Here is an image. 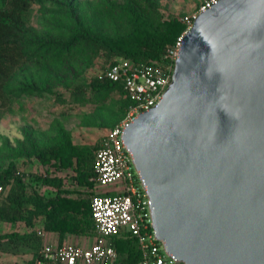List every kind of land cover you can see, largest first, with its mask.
<instances>
[{"label":"water","instance_id":"1","mask_svg":"<svg viewBox=\"0 0 264 264\" xmlns=\"http://www.w3.org/2000/svg\"><path fill=\"white\" fill-rule=\"evenodd\" d=\"M158 238L183 264H264V0H220L160 105L124 132Z\"/></svg>","mask_w":264,"mask_h":264},{"label":"trees","instance_id":"2","mask_svg":"<svg viewBox=\"0 0 264 264\" xmlns=\"http://www.w3.org/2000/svg\"><path fill=\"white\" fill-rule=\"evenodd\" d=\"M154 1L101 0L98 13L86 20L79 15L80 3L75 0H0V119L12 111L13 105L23 96L42 97L44 92L50 91L44 88L45 84L35 82L39 79L37 71L28 73L30 80L20 81L27 71L39 69L47 72L42 65L50 62L65 64L70 70L76 69L73 73L75 81L68 85L74 86L70 88L68 99L71 103H102L117 90L126 96L124 116L113 124V129L125 119L134 102L121 84L100 78L93 72L120 58L163 66L168 48L185 30L183 21L173 19L166 23L165 31H160L153 20L156 12ZM36 8L48 14L46 17L52 21L53 27L70 31L67 40L51 35L42 37L32 25ZM118 18L125 21L126 31L122 30ZM104 22L108 23L109 31H104ZM100 59L104 62L98 65ZM89 72V83H82L80 79ZM26 82L29 83L24 84ZM65 98L58 96V103L64 104ZM102 140L96 152L102 147ZM30 148L31 155L45 167H53L56 171L73 169L76 174L70 181L77 187L69 189L66 178L47 171L39 180L54 194L46 196L31 189L27 175L14 162L0 170V188L3 189L0 228L5 224H22L29 229L24 233H0V246L7 243L10 249L33 252L30 264H36L44 247L43 237L35 230L39 222L43 223L46 232L58 234L60 242L68 235L98 237L91 209V199L96 193L90 197L82 192L84 189L96 190V152L75 146L65 131H59L53 144L44 147L31 145ZM27 155L20 150L17 157ZM110 242L119 253V264H135L141 260L140 247L133 237L123 235Z\"/></svg>","mask_w":264,"mask_h":264},{"label":"built area","instance_id":"3","mask_svg":"<svg viewBox=\"0 0 264 264\" xmlns=\"http://www.w3.org/2000/svg\"><path fill=\"white\" fill-rule=\"evenodd\" d=\"M219 1L207 0L183 19L185 30L168 48L163 66L120 58L93 72L100 78L121 84L134 102L125 119L105 134L102 147L96 152L94 181L99 192L91 199V209L98 237L90 246L45 244L36 264H119V253L110 241L123 235L133 237L140 247L141 260L135 264H183L167 251L165 242L157 236L147 183L137 170L134 154L123 136L140 114L160 105L172 82L184 37L193 29L197 18ZM2 193L0 188V195ZM37 233L44 236L42 231Z\"/></svg>","mask_w":264,"mask_h":264},{"label":"rangeland","instance_id":"4","mask_svg":"<svg viewBox=\"0 0 264 264\" xmlns=\"http://www.w3.org/2000/svg\"><path fill=\"white\" fill-rule=\"evenodd\" d=\"M62 2L63 0H55ZM80 3V12L84 19L91 18L94 13H98V6L101 0H75ZM112 1V0H110ZM116 1V0H114ZM206 0H155L156 12L153 14V20L160 31H165L166 23L178 19L183 21L186 16L197 10ZM120 2V0H118ZM65 10V9H64ZM46 15L36 8L32 18V25L40 32L42 37L51 36L61 37L64 41L69 37L66 30L60 31L53 27L52 21L47 19ZM102 19V18H101ZM104 20H106L104 18ZM123 31L127 30L125 21L118 18ZM66 24V23H65ZM68 24V23H67ZM104 31L110 28L107 22L103 23ZM104 61L98 60L100 65ZM42 68L46 71L33 69L27 71L26 75L20 78V81H28L31 75L28 73L36 72L39 79L35 82L45 84L44 88L50 89L44 92L42 97L23 96L12 107V111L6 113L0 119V170L8 167L12 162L17 164L18 169L27 175L28 183L31 189L46 196H52L53 190L44 187L40 178L51 172L53 175H60L66 178L67 187L75 190V185L70 181L76 172L73 169L59 170L45 167L41 162L31 155V145L46 146L53 144L59 135V131H65L70 134L75 146L91 148L92 151L98 149L102 138L112 128L113 124L121 119L125 113L126 96L117 90L108 95L107 101L102 103H71L69 102L70 87L74 83L73 73L76 69L70 70L69 66L50 63L43 64ZM73 75V76H72ZM90 72L80 79L82 83H89ZM28 77V79H27ZM26 82L24 84H27ZM34 83V81H31ZM70 85V86H68ZM58 96H66L64 104L58 103ZM24 150L28 153L25 157H17L18 152ZM86 195L92 197L99 190L84 189ZM0 195V200H1ZM18 227L2 226L0 233L7 234L18 231ZM21 232H23L21 230ZM94 239H89L86 243L93 244ZM21 250V251H20ZM10 249L7 243L0 246V264H30L33 260V252L24 249ZM16 251V252H13Z\"/></svg>","mask_w":264,"mask_h":264},{"label":"crops","instance_id":"5","mask_svg":"<svg viewBox=\"0 0 264 264\" xmlns=\"http://www.w3.org/2000/svg\"><path fill=\"white\" fill-rule=\"evenodd\" d=\"M103 139V138H102ZM74 197H79V196H74ZM4 226V225H3ZM5 226H9V227H18L20 228L18 230V232H21V230L24 232L29 231V229H27L24 225L22 224H5ZM37 232L38 231H42L44 233L43 236V243L45 244H50L53 247L56 246H60L64 243H73V244H80V245H86V246H90L91 244L86 243L89 239H94L95 237H80V236H74V235H68L65 240L63 242H60V238L59 235L56 233H48L43 229V223L39 222L36 224V229ZM17 231V230H16Z\"/></svg>","mask_w":264,"mask_h":264}]
</instances>
